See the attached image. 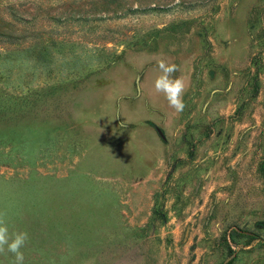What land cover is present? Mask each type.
<instances>
[{
	"label": "rangeland",
	"instance_id": "1",
	"mask_svg": "<svg viewBox=\"0 0 264 264\" xmlns=\"http://www.w3.org/2000/svg\"><path fill=\"white\" fill-rule=\"evenodd\" d=\"M0 33L24 264H264V0H0Z\"/></svg>",
	"mask_w": 264,
	"mask_h": 264
},
{
	"label": "clouds",
	"instance_id": "2",
	"mask_svg": "<svg viewBox=\"0 0 264 264\" xmlns=\"http://www.w3.org/2000/svg\"><path fill=\"white\" fill-rule=\"evenodd\" d=\"M157 67L160 74L154 81L155 91L164 95L169 107L178 113L183 112L186 107L183 100L186 90L184 78H173V74L178 70L177 66L164 59L158 60ZM27 240V232L9 231L7 213L0 212V255L11 253L14 257L12 264H24L25 257L21 249Z\"/></svg>",
	"mask_w": 264,
	"mask_h": 264
},
{
	"label": "trees",
	"instance_id": "3",
	"mask_svg": "<svg viewBox=\"0 0 264 264\" xmlns=\"http://www.w3.org/2000/svg\"><path fill=\"white\" fill-rule=\"evenodd\" d=\"M10 16L13 18L12 15H10ZM0 38H1V41H2L3 44L6 43L5 40L8 41V42H7L8 44L13 43V41L9 43V40L13 39V38L11 37V34H10V33H0ZM263 167H264V149H263ZM263 175H264V169H263ZM232 233H234V232H232ZM247 238H248V242H250V241L255 240L257 237H256L255 235H251V236H249V237H247Z\"/></svg>",
	"mask_w": 264,
	"mask_h": 264
}]
</instances>
